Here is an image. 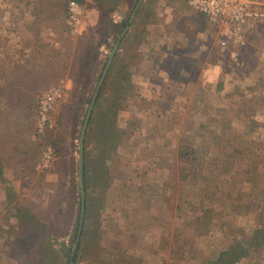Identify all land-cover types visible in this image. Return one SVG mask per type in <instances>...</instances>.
<instances>
[{
	"label": "rangeland",
	"instance_id": "rangeland-1",
	"mask_svg": "<svg viewBox=\"0 0 264 264\" xmlns=\"http://www.w3.org/2000/svg\"><path fill=\"white\" fill-rule=\"evenodd\" d=\"M68 1L38 0L41 8L54 2L59 14L55 40L42 41L35 55L46 70H40V77L19 74L16 89L0 95V264H19L20 254L8 241L26 224L35 226L33 221H19V205L33 209L43 225L36 237L53 244L48 264H69L80 219L81 128L121 33L113 25L129 19L137 3L76 0L85 16L81 30L73 33L66 16ZM185 5L180 0H143L120 43L117 64L132 70L133 86L116 115L121 131L116 147L112 134L104 141L95 126L97 117L104 121L110 114L118 76L113 74L100 91L98 115L88 125L87 132H92L84 146L83 245L79 242L82 246L78 244L74 264H201L264 225V187L260 184L264 179V115L259 116L264 103L235 97L231 103H217L218 118L180 119V102L171 109L180 93L178 87H170L172 99H160L159 92L147 91L145 85L136 86L133 81L142 61L140 46L147 39L158 51L170 39L179 44L180 29L193 40L192 47L209 45L197 59L199 63L192 64L195 69L186 68L187 73L198 78L204 75L203 68L217 62L213 60L224 59L214 38L223 30ZM173 67L180 74V65L171 62ZM224 68V73H233L229 79L240 77L239 69ZM57 87L62 94L44 122L40 98ZM208 88L197 91L208 92ZM252 94L254 89L243 93ZM189 106V111L199 108L205 114L201 103ZM232 107L240 113L226 112ZM187 151L190 156L185 158L182 154ZM47 153H51L49 161ZM158 156L168 161L162 174L167 186L155 170L162 160ZM32 249L33 244L27 248L25 264H37ZM238 263L264 264V246Z\"/></svg>",
	"mask_w": 264,
	"mask_h": 264
},
{
	"label": "crops",
	"instance_id": "crops-1",
	"mask_svg": "<svg viewBox=\"0 0 264 264\" xmlns=\"http://www.w3.org/2000/svg\"><path fill=\"white\" fill-rule=\"evenodd\" d=\"M180 1L191 8L186 0ZM45 4L43 3V5ZM40 6L41 4L38 3V0H0V95H6V92L9 93L16 89L20 83L17 77L20 75L28 74V78L34 75L40 77V70L44 68L46 70L44 65L39 66L40 64L36 62L37 57L35 55L39 54L42 47L41 43H44L42 41L46 39L55 40V30L53 29L55 23L59 21V14L56 13V7H53L54 2L51 4L47 3L45 5L47 7L44 8ZM200 14L206 18L205 15ZM209 22L212 23L211 21ZM154 27L158 26L154 24ZM180 31L179 44L171 43L170 39L166 48L158 51V47H155L153 42H148L147 39L140 46L139 50L142 61L137 66L133 79L136 86L145 85L147 91L150 88L153 93L159 92L157 94L160 99L168 100L172 99L170 87H178L180 93L177 95L178 98L176 99L175 106L172 105L171 109H174L176 103L180 102V119L187 117L192 119L200 117L206 119L218 118L217 105L219 104L217 103L224 101V103H231L236 100L235 97L240 101L264 103V22L247 24L244 28L245 43L242 45L236 44L234 47L220 46L219 41L224 36V33L222 32L219 35L216 32L214 34L216 46H220L224 51V59L218 58L217 60H213L217 62L211 64V67L215 68L219 66L220 72H222L220 76L218 73L213 79H207L204 75L201 76V74L196 78L186 72V68L190 70L192 68L195 69L192 64L199 63L197 59L203 51L207 50L209 45L205 42L203 47H199L198 45L196 48L195 46L192 47L190 41L193 42V40L189 39L186 34H183L181 29ZM211 48L213 50L214 47L210 46ZM175 50L180 51V55L174 54ZM233 52L237 56L235 60L233 59ZM48 58L49 54H47ZM171 62L172 65H180V74L178 73L179 69L174 70V67L173 69L171 68ZM226 65H229L231 70L239 69L240 77L234 79L231 77L229 79L233 73H224ZM203 69L206 70L205 68ZM33 70H35L34 74H32ZM205 86L207 88L210 87L207 89L208 92L197 91L198 87L202 90ZM217 86L218 89L216 90ZM158 89L161 91H158ZM245 89H254V94L252 96L243 95ZM195 91H197L196 94ZM199 94H202V96ZM194 101L199 105L201 103L205 106L202 110L205 114H201L198 111L199 108L196 111L198 114L194 110L192 111V109L189 111V105L191 104L192 106V102ZM233 108H229L226 112L232 111L234 113L235 111L236 113H240V109ZM260 113L263 114H259V116L264 115V107ZM246 128L247 122L242 125V132ZM263 132L264 127L261 130V133ZM158 157L162 160L158 163L160 165L155 170L161 173L160 181L167 186V181L165 179L163 181L162 174L163 167H166L168 161L163 156ZM260 184L264 187V179ZM213 258L211 257L210 259Z\"/></svg>",
	"mask_w": 264,
	"mask_h": 264
},
{
	"label": "trees",
	"instance_id": "trees-1",
	"mask_svg": "<svg viewBox=\"0 0 264 264\" xmlns=\"http://www.w3.org/2000/svg\"><path fill=\"white\" fill-rule=\"evenodd\" d=\"M138 0H135L136 3ZM134 3V4H135ZM134 6V5H133ZM128 19L121 23H114V28L116 29V33L118 34L122 29L128 25ZM118 53L116 54V57L114 61L112 62L109 71L104 79L103 85L100 89V91L104 88L109 78L113 75L115 77L118 76L119 84L117 85V95L114 98V103L111 104L112 108L110 110V114H108V117L102 121V117H97V125L95 127H98L100 129L101 134L100 137L104 141L107 138L108 134H112V142H114L113 146L116 147L118 140L120 138V130L117 128V113L121 107V104H123L124 100L126 99V96L128 95V90L131 87L132 88V70L123 69V64H117V57ZM102 92V91H101ZM101 92L99 94H101ZM100 95L97 98L95 108L92 111V115L89 121V125H93L94 123V116H97L96 107L100 105ZM96 119V118H95ZM111 131H108V129ZM106 130V131H105ZM92 132V130H89L86 133V136L88 133ZM91 134V133H90ZM87 139V138H86ZM186 155L185 158H188L190 156V152H185L182 154ZM102 157V155H101ZM105 169V168H104ZM79 202H80V194H79ZM17 212L19 214L17 217H19V221L21 223H27L29 221H33L35 226L30 227L28 224L22 227L20 230V234L16 235L12 241H8L9 245L13 247V250H17L20 254L19 258V264H25V259L27 256V248L30 247V245L35 246V250L32 249V254H34V258L38 259L36 262L37 264H48L49 262V255L51 252V249L53 247V244L49 242L48 240H40L38 237H36L35 234L39 235L42 234V226L39 219L36 218V212H34L33 209L29 208L26 205H20L17 207ZM31 223V222H30ZM45 231V230H44ZM84 233V231H83ZM82 233V236H83ZM10 239V238H9ZM81 243V242H80ZM40 244V245H39ZM83 245V242L81 243ZM39 245V247H38ZM82 245L79 244V247ZM264 246V225L257 227L251 236H249L247 239H237L235 240L231 245H229L228 248L220 251L213 259H207L201 264H237L240 262L243 258L249 256L251 253L258 251L262 249Z\"/></svg>",
	"mask_w": 264,
	"mask_h": 264
},
{
	"label": "built area",
	"instance_id": "built-area-1",
	"mask_svg": "<svg viewBox=\"0 0 264 264\" xmlns=\"http://www.w3.org/2000/svg\"><path fill=\"white\" fill-rule=\"evenodd\" d=\"M187 4L206 18L219 25L224 36L219 44L222 47L245 43L244 28L247 24L264 22V0H186ZM68 22L73 33H78L85 16L84 7L76 0L67 4ZM233 59H237L233 52ZM62 94L61 87L53 88L40 98V115L45 122L55 100ZM51 153L46 154L49 161ZM48 162H46L47 164Z\"/></svg>",
	"mask_w": 264,
	"mask_h": 264
},
{
	"label": "water",
	"instance_id": "water-1",
	"mask_svg": "<svg viewBox=\"0 0 264 264\" xmlns=\"http://www.w3.org/2000/svg\"><path fill=\"white\" fill-rule=\"evenodd\" d=\"M143 0H138L134 10L132 12V14L130 15L129 18V23L128 25H126L123 30L121 31L119 37L117 38L115 44L113 45L109 55H108V60L104 66V69L102 71L101 77L96 85V88L93 92L90 104L88 106L87 109V113L85 115V119L81 128V133H80V138H79V168H80V195H81V205H80V219H79V225H78V229H77V235H76V239H75V243L74 246L72 248V255H71V259L69 261V264H74V255L77 251V247L78 244L80 242V237L82 234V227H83V222H84V214H85V179H84V146H85V138H86V133H87V129H88V125H89V121L92 115V111L94 109V106L96 104L97 98L99 96L100 93V89L101 86L104 82V79L109 71V68L113 62L114 56L116 55L120 43L122 41V39L124 38V36L126 35L127 31L129 30V26L130 24L133 22L136 13L141 5Z\"/></svg>",
	"mask_w": 264,
	"mask_h": 264
},
{
	"label": "clouds",
	"instance_id": "clouds-1",
	"mask_svg": "<svg viewBox=\"0 0 264 264\" xmlns=\"http://www.w3.org/2000/svg\"><path fill=\"white\" fill-rule=\"evenodd\" d=\"M220 72V68L219 66L213 68V67H208L206 70H205V73H204V76L207 78V79H213L218 73Z\"/></svg>",
	"mask_w": 264,
	"mask_h": 264
}]
</instances>
